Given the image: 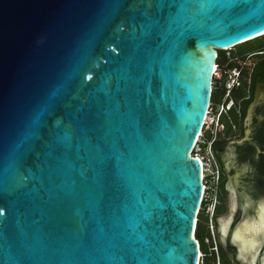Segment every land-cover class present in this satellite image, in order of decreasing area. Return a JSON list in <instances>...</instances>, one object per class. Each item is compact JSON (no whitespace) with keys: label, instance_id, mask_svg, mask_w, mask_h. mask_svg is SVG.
<instances>
[{"label":"water","instance_id":"1","mask_svg":"<svg viewBox=\"0 0 264 264\" xmlns=\"http://www.w3.org/2000/svg\"><path fill=\"white\" fill-rule=\"evenodd\" d=\"M262 33L264 0H0V264H198L217 51Z\"/></svg>","mask_w":264,"mask_h":264},{"label":"flooded vegetation","instance_id":"2","mask_svg":"<svg viewBox=\"0 0 264 264\" xmlns=\"http://www.w3.org/2000/svg\"><path fill=\"white\" fill-rule=\"evenodd\" d=\"M237 68V92L224 99L229 110L222 117L230 124L232 110L237 123L236 137H220L211 148L218 170L216 190L222 198L225 216L233 205L224 241L213 221L216 248L212 264H262L264 260V41L237 53L228 69ZM225 94V93H224ZM224 96V95H223ZM223 121V120H222ZM225 126V125H224ZM247 132V134H246ZM243 139V140H242ZM241 140V142H237ZM228 182H230L228 184ZM216 192V193H218ZM255 225L254 230L247 227ZM209 231V229H208ZM210 233V232H209ZM210 235V234H209ZM211 236V235H210Z\"/></svg>","mask_w":264,"mask_h":264},{"label":"built area","instance_id":"3","mask_svg":"<svg viewBox=\"0 0 264 264\" xmlns=\"http://www.w3.org/2000/svg\"><path fill=\"white\" fill-rule=\"evenodd\" d=\"M230 49L224 50L227 52L226 58L224 57L226 62L215 64V69L213 71V78L218 81V87L225 89V94L217 101H209L201 131L190 153L191 156L198 158L201 164V180L203 185L201 204H205L204 213L207 214L208 217L213 215V209L216 203V187L218 183V170L213 160L211 145L215 143L224 130V121H222V117L226 115V112L229 110V104H231V101H229V104H225L224 99L228 96L229 92L237 86V68L233 67L232 69H228L229 64L235 62V57H232L230 52H228ZM211 166L213 168L212 170ZM210 250L215 252L216 248L210 247ZM202 257L203 254L200 253L198 264H202Z\"/></svg>","mask_w":264,"mask_h":264},{"label":"trees","instance_id":"4","mask_svg":"<svg viewBox=\"0 0 264 264\" xmlns=\"http://www.w3.org/2000/svg\"><path fill=\"white\" fill-rule=\"evenodd\" d=\"M258 42H263L260 39V37L255 38V39L250 40V41H247V42H245L243 44L237 45V46L233 47V50H230L231 51L230 54H231L232 57H236L237 53H239L245 47H247L249 45H253V44L258 43ZM222 58H223V51H217V58H216L215 63L216 64L222 63ZM212 82L213 83H212V90H211V94H210V102L216 101V98L218 96H219L218 98H222L223 95H224V93H225V89L224 88L218 87V85H217L218 84V81H216L214 78H212ZM230 96H231V98L233 100H235L236 97H237V92L235 90H231ZM229 114H230L231 124L232 125L233 124L235 125L237 123L235 113L231 110L229 112ZM222 120L224 121V125L225 126H224V130H223L220 138L221 137H229V138L230 137H236L237 134L239 133L238 130L233 129L231 127L232 125L227 120H225L224 118ZM221 139H223V138H221ZM213 146L215 147V144L214 143H212L211 148H213ZM218 185H219V183H217V187H218ZM216 192H218V191L216 190ZM215 199H216V203H215L214 209H213L212 221H215L216 218H217V216L221 215L224 212V206L222 204V198H221V195L219 194V192L215 194ZM204 208H205V204L202 203L201 204V207H200V209H199V211L197 213V216H196V224H195V229H194V237H195V239L198 242L199 251H200V253L203 254V257H204L202 264H207V261L208 260L206 261L205 258H207L208 255L206 253H203L201 251V244H200V241H199L200 240V237H201V232H202L203 227L206 226L207 229H208V219L209 218H208V215L204 213ZM205 240H207V239H204V243H206ZM210 251H211L212 255L214 256L213 251L212 250H210Z\"/></svg>","mask_w":264,"mask_h":264},{"label":"rangeland","instance_id":"5","mask_svg":"<svg viewBox=\"0 0 264 264\" xmlns=\"http://www.w3.org/2000/svg\"><path fill=\"white\" fill-rule=\"evenodd\" d=\"M260 39L262 40V41H264V35H262L261 37H260ZM257 44V43H256ZM254 45V44H253ZM230 50H233V48H231ZM230 50H228V52H231ZM226 55H227V52L226 51H223V58H222V63H224V62H226ZM225 57V58H224ZM219 97V96H218ZM216 98V101L219 99V98ZM206 139H208V138H206ZM213 168H212V166H211V170H212ZM225 214H224V212L221 214V215H219V216H217V218L218 217H221V216H224ZM209 219H208V229H209V231H208V229H207V227L205 226V227H203V229H202V232H201V237H200V244H201V251L203 252V253H206L207 255H208V257L207 258H205V260L207 261V264H212V260H213V258H212V253H211V251H210V247H211V244H213L214 243V237H213V233H214V226H213V221H212V216H209L208 217ZM216 218V219H217ZM209 232H210V235L212 236H209ZM204 239H207L205 242L206 243H204ZM203 259H204V257H202V262H203Z\"/></svg>","mask_w":264,"mask_h":264},{"label":"bare ground","instance_id":"6","mask_svg":"<svg viewBox=\"0 0 264 264\" xmlns=\"http://www.w3.org/2000/svg\"><path fill=\"white\" fill-rule=\"evenodd\" d=\"M261 35H264V33H262ZM214 66H215V65H214ZM214 69H215V68H213V71H214ZM201 175H202V174H201ZM228 223H229V221H228L227 223H222V231H223V232L226 231V227H227ZM247 228H248L249 230H254V229L256 228V226H255V225H253V226H249V225H248ZM199 254H200V252H199ZM262 264H264V260L262 261Z\"/></svg>","mask_w":264,"mask_h":264}]
</instances>
